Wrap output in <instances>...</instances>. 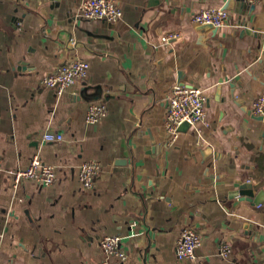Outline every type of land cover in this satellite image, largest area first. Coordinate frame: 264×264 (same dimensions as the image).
<instances>
[{
    "label": "crops",
    "instance_id": "1",
    "mask_svg": "<svg viewBox=\"0 0 264 264\" xmlns=\"http://www.w3.org/2000/svg\"><path fill=\"white\" fill-rule=\"evenodd\" d=\"M86 1L0 0V264H99L109 235L123 238L125 264H264V194L260 205L228 197L238 181L264 192V121L252 114L264 95V0L242 17L257 39L240 37L234 10L214 38L198 30L193 15L227 0H117L116 24L81 18ZM10 59L27 70L14 72ZM72 59L89 62L84 81L61 95L42 86ZM179 72L206 94V119L171 145L167 96ZM84 85L113 96L99 124L85 121L91 103L77 100ZM48 132L64 142H45ZM206 148L214 155L203 164ZM36 155L57 181L15 187L8 172ZM91 160L102 173L87 190L78 174ZM186 228L203 244L193 260L180 261L176 244ZM223 244L232 248L228 260Z\"/></svg>",
    "mask_w": 264,
    "mask_h": 264
},
{
    "label": "built area",
    "instance_id": "2",
    "mask_svg": "<svg viewBox=\"0 0 264 264\" xmlns=\"http://www.w3.org/2000/svg\"><path fill=\"white\" fill-rule=\"evenodd\" d=\"M257 4L260 0H249ZM81 18L86 20L104 21L116 24L121 21L123 11L117 0H88L81 8ZM230 18V14L223 8L202 9L193 15V23L197 25H212L219 29L224 27ZM163 38L164 42L169 41ZM89 62L82 59L66 61L55 70L46 75L42 80V86L53 89L61 95L72 86L84 81L89 73ZM167 112L165 129L169 144H174L179 127L188 123L190 128L200 131V126L205 123L207 96L203 90L187 87L180 84L174 85L167 96ZM108 105L104 101L91 103L88 107L85 121L89 125L101 123L108 115ZM252 114L264 117V95L259 96L253 104ZM43 140L47 143H62L64 136L58 133H46ZM14 180V186L18 187L24 180H34L42 187H49L57 181L55 169L45 163L36 155L24 169L8 172ZM102 173V165L96 160L84 161L79 167V180L82 186L91 190L95 187L96 180ZM203 239L194 228H186L181 233L176 244V256L180 261H190L195 258L196 251L202 246ZM104 259L99 264H125L127 254L123 248V238L118 235L105 236L101 241ZM223 259H230L232 248L229 244H223L220 248Z\"/></svg>",
    "mask_w": 264,
    "mask_h": 264
},
{
    "label": "water",
    "instance_id": "3",
    "mask_svg": "<svg viewBox=\"0 0 264 264\" xmlns=\"http://www.w3.org/2000/svg\"><path fill=\"white\" fill-rule=\"evenodd\" d=\"M255 8H256V6L252 3H250L249 0H227L224 7H223V9L228 10V11L234 10L235 13H237L240 16L239 26H241L243 28V30L240 34L241 38H244L246 35H251V34H253L254 38H256V39L261 38L259 33L253 32V29L249 28L248 21L245 18H242L244 16H251L253 14V12L255 11ZM198 30L202 33L210 32L211 33L210 39L214 38L217 34V31H218V29L213 27L212 25H202ZM66 46L69 49H74V48H78L79 44H74L73 46H71V44L69 42V43H67ZM260 46H261V44H260ZM10 64H11V68L14 72H22V71L25 72L27 70V67H28V65L25 64V62H20L19 64H16L14 62V60H12V59H10ZM178 75H179L178 81H179L180 85L187 86V87H193V86L186 85L182 82L183 74L181 72H179ZM223 83H224V79H220L219 85H218V90H217V100L218 101H223V99L221 100V97H219V95L221 94V90H222L221 84H223ZM230 88L232 89V93H233V97H234L235 84L234 83L230 84ZM112 98H113V96H111L109 93L105 92V89L102 85H92V86L84 85L81 88V90L79 91V95L77 96L78 101H83L86 103H92V102H97V101H101V100L106 102ZM241 103H243V102H236L237 105H240ZM254 117L259 121H264V117H257V116H254ZM189 130H190V125L188 123H184L179 127L178 132L179 133H186ZM38 143L39 142L37 140H34L32 146L37 147ZM151 143L153 146L152 151L156 152L157 151L156 141L152 135H151ZM201 154L203 156V162L202 163L204 164V163H206L207 159L211 155H214V152H213V150H211V148H206L205 150H201ZM215 159H216V157H215ZM215 159H213L212 161L207 163L206 173H209V169L213 166V161ZM118 163L119 164H126L127 162L124 160H120ZM257 188L258 187L256 185H253L250 182L238 181V187L235 190H232L231 192H229L228 197L231 200L239 198V200H241V201H248V202H251L255 205H260L262 203L260 196H263L264 192H260V195L256 196L255 190ZM1 211L4 212L5 210H1ZM25 213H26L27 217L29 219H31L30 212L27 210Z\"/></svg>",
    "mask_w": 264,
    "mask_h": 264
}]
</instances>
